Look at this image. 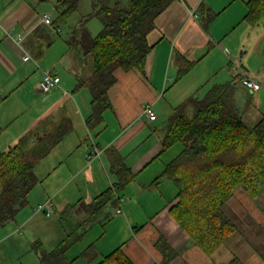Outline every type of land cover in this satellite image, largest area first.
Wrapping results in <instances>:
<instances>
[{
    "label": "crops",
    "instance_id": "0c3cea01",
    "mask_svg": "<svg viewBox=\"0 0 264 264\" xmlns=\"http://www.w3.org/2000/svg\"><path fill=\"white\" fill-rule=\"evenodd\" d=\"M107 1L113 5L124 0ZM247 1L175 0L170 4L148 35L152 50L144 69H116L117 82L109 90L112 107L104 112L101 124L90 128L91 91L78 82L92 74L93 65L82 73L87 59L75 43L77 32L56 40L63 29L54 33L42 22V13H50L54 20L57 14L39 11L37 3L42 6L54 0H0V93L5 96L0 104V151L30 131L41 142L51 132L69 127L36 164L41 181L30 192L29 204L14 220L0 223V264H41L33 242L43 239L52 249L66 238L70 226L63 213L68 206L74 205L66 213L70 221L74 216L80 223L87 221L91 215L86 203L117 180L107 151L111 148L124 157L135 177L120 192L118 205L107 204L97 213V221L69 247L67 255L73 264H96L121 245L135 264H229L234 258L242 264H264V187L254 197L239 186L222 204L236 230L222 247L208 254L174 218L171 207L178 187L161 176L182 150L176 144L164 150V128L174 108L189 97L202 96L204 88L229 84V103L245 122L264 115V26L244 18ZM53 7L59 12L58 0ZM88 22L83 27L92 34ZM81 26L80 22L77 30ZM19 34L25 38L20 40ZM25 55L31 58L25 61ZM185 58L196 63L184 78L177 79L179 61ZM45 71L61 77L60 85L49 92L40 87ZM241 71L261 88L250 90L238 78ZM145 103L153 104L156 120L143 113ZM48 198L54 201L52 212H58V220L35 211ZM44 225L51 243L40 234ZM161 237L166 239L162 242L165 252L157 244ZM12 240L13 249L2 247Z\"/></svg>",
    "mask_w": 264,
    "mask_h": 264
},
{
    "label": "trees",
    "instance_id": "16d2710c",
    "mask_svg": "<svg viewBox=\"0 0 264 264\" xmlns=\"http://www.w3.org/2000/svg\"><path fill=\"white\" fill-rule=\"evenodd\" d=\"M174 1L128 0L125 5L121 2L110 5L93 0L92 11L84 16L75 38L83 57L90 55L93 59L92 74L78 82L79 87L88 86L91 91L92 114L87 119L90 128L101 124L104 112L112 107L109 90L117 82L116 69H144L152 50L148 35L156 27L157 18ZM78 2L58 0L59 15L55 23L64 21L73 13ZM246 4L248 10L244 18L252 25L264 26V0H248ZM93 17L102 21V28L95 36L83 27ZM195 63L187 58L180 59L177 79L187 74ZM230 89L229 84H215L205 95L189 97L174 108L164 128V150L178 142L183 144L181 152L161 175L172 179L178 187L171 212L179 225L208 254L222 247L236 230L235 224L224 214L222 204L239 186L254 197L264 187V115L256 124L246 123L229 103ZM4 100L5 96L0 93V104ZM190 106L192 115L187 111ZM68 130L69 127L65 126L60 131L51 132L41 142L35 138L34 131H30L0 152L1 224L14 220L29 204L30 192L41 181L35 171L36 164L51 152ZM107 151L116 182L94 201L86 203L91 216L54 248H47L42 240L33 242L41 264H73L67 255L69 247L82 236L87 226L97 221V213L102 212L107 204L118 205L120 192L134 179L135 173L124 157L114 148ZM73 207H66L63 213L69 226L72 222L66 213ZM165 241L161 237L157 242L163 252L162 242ZM231 263L242 264L237 258ZM96 264L135 263L121 245Z\"/></svg>",
    "mask_w": 264,
    "mask_h": 264
},
{
    "label": "rangeland",
    "instance_id": "374dc122",
    "mask_svg": "<svg viewBox=\"0 0 264 264\" xmlns=\"http://www.w3.org/2000/svg\"><path fill=\"white\" fill-rule=\"evenodd\" d=\"M51 1H53V0H51ZM104 3H107V4H110L111 5V3L112 2H110V1H107V0H102ZM54 2L56 3L57 2V0H54ZM54 2H49V4H47V3H44V4H42V6H41V3L39 4V3H37V6L38 5H40L39 6V11L40 10H44V9H49V10H51V12H52V14L53 15H56L57 14V16H56V18L55 19H57L58 18V15H59V13H58V11L55 9V7H53V3ZM43 3V2H42ZM79 4H78V7H77V9L73 12V13H71L67 18H65V20L64 21H61V22H59L60 23V27H61V29H63L62 30V32L60 33V34H56V36H55V39L56 40H64V39H66V38H69L71 35H73V34H75V32H77L78 30H77V25H79L80 24V22H82L83 21V19H84V16L85 15H87V14H89L90 12H91V10H92V3H93V0H79V2H78ZM122 4H128V0H124V1H122L121 2ZM97 24V27L95 26V25ZM101 26L100 28L98 27V26ZM88 27H89V29H90V31H91V33H92V35L93 36H95L100 30H101V28H102V21L99 19V18H97V17H94V18H92V20L90 19L89 20V22H88ZM78 37H80L79 35H78ZM77 48H78V45H77ZM76 49V47H74L73 48V50H75ZM86 59H87V63H86V66H85V69L82 71V73H86V72H89V70L88 69H90L91 70V65H93V59H92V56H90V55H86ZM193 68V67H192ZM188 74V73H187ZM187 74H185L182 78H184ZM206 88H204L203 90H202V92H201V94H202V96L206 93ZM187 111H188V114L189 115H192L193 113V108L192 107H190V109H187ZM255 118V117H254ZM254 118H247V123L248 124H255L256 122H258V120L259 119H254ZM162 121V120H161ZM163 121H164V119H163ZM176 148L177 147H182L183 148V144L181 143V142H178L177 144H176V146H175ZM5 150V149H4ZM1 152V151H0ZM177 154H179V153H177ZM47 161V160H46ZM47 169H45V171H46ZM47 172V171H46ZM42 174V173H41ZM46 174V173H45ZM42 202H44V201H42ZM41 202V203H42ZM119 209H121L120 207L117 209V212H118V210ZM108 210L109 211H114L115 209H114V207L113 206H108ZM121 212H122V209H121ZM42 213H44V212H42ZM120 213V212H119ZM45 214V216L44 217H47L46 215V213H44ZM44 214H42V215H44ZM51 219H56V220H58V218H59V214H58V212L56 213V214H53V212H52V215L51 216H49ZM72 217V216H71ZM80 221V219H78V218H76V216H74V217H72L71 218V222H72V224H71V226L69 227L70 228V231H72L73 229H76V227H77V225L80 223L79 222ZM47 227V225H44V228H43V230L41 231V235L42 236H45L44 238H45V240L47 241V236H46V234L47 233H45V232H47V230L45 231V228ZM43 240V239H42ZM14 241L12 240V241H9L8 243H5L4 245H2V247L3 248H5V249H7V248H9V247H11V249H13V247L12 246H14L12 243H13ZM48 243H51V241H47ZM73 249H75V248H73ZM72 253V252H71Z\"/></svg>",
    "mask_w": 264,
    "mask_h": 264
},
{
    "label": "built area",
    "instance_id": "2783aa9c",
    "mask_svg": "<svg viewBox=\"0 0 264 264\" xmlns=\"http://www.w3.org/2000/svg\"><path fill=\"white\" fill-rule=\"evenodd\" d=\"M192 15L197 16V14L193 11ZM41 20L46 25H49L54 33H59L61 31V27L59 25H56L55 20L53 16L50 13L44 12L41 15ZM20 40H23L25 38L24 34H19ZM30 55H25L23 59L25 61H28L30 59ZM239 80L245 84L250 90L255 91L259 90L261 88V84L256 82L254 79L249 77L245 72L241 71L238 75ZM61 83V77L54 72L51 71H45L42 75L41 81H40V87L43 92H49L52 89L59 86ZM143 113L151 120L154 121L158 118V115L156 111L153 108L152 103H145L143 105ZM96 154H100L99 152H96ZM54 206V201L52 198L46 199L42 203H38L35 207V211L37 212H44L47 215L52 214V208ZM121 212V209L118 210V213Z\"/></svg>",
    "mask_w": 264,
    "mask_h": 264
},
{
    "label": "bare ground",
    "instance_id": "6f19581e",
    "mask_svg": "<svg viewBox=\"0 0 264 264\" xmlns=\"http://www.w3.org/2000/svg\"><path fill=\"white\" fill-rule=\"evenodd\" d=\"M86 121V120H85ZM92 146V145H91ZM100 152V151H99ZM122 204V203H121Z\"/></svg>",
    "mask_w": 264,
    "mask_h": 264
}]
</instances>
